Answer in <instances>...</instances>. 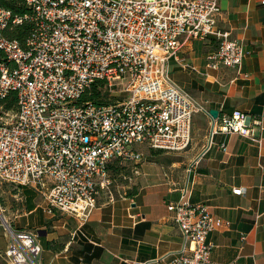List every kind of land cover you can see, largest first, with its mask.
<instances>
[{
  "label": "built area",
  "instance_id": "built-area-1",
  "mask_svg": "<svg viewBox=\"0 0 264 264\" xmlns=\"http://www.w3.org/2000/svg\"><path fill=\"white\" fill-rule=\"evenodd\" d=\"M29 12L0 8V101L17 95L15 112L0 116V181L35 185L47 213L83 220L97 195L112 183L110 165H137L142 147L172 153L191 144L192 117L204 113L214 134L235 133L261 142L260 120L234 110L212 118L208 109L170 75L184 41L213 37L205 67L238 69L244 45L219 29L218 0H25ZM30 23L21 44L6 36ZM93 84L98 96L88 99ZM1 108V107H0ZM239 194L241 189H233ZM167 204L182 247L169 264L212 261L207 236L222 220L187 187ZM6 222V220H3ZM8 264H38L36 232L4 223ZM232 264V263H228Z\"/></svg>",
  "mask_w": 264,
  "mask_h": 264
},
{
  "label": "crops",
  "instance_id": "crops-1",
  "mask_svg": "<svg viewBox=\"0 0 264 264\" xmlns=\"http://www.w3.org/2000/svg\"><path fill=\"white\" fill-rule=\"evenodd\" d=\"M218 4L219 29L246 50L241 66L207 69L205 55L215 45L208 37L184 41L171 59L170 73L217 116L240 110L260 120L261 142L235 133L214 134L210 140V118L195 112L185 151L164 153L162 162L143 161L136 175L130 169L132 185L125 184L120 194H102L85 220L47 213L38 186L18 187L21 203L4 209L3 217L14 230L37 233L42 247L38 264H169L183 241L167 204L178 201L185 186L192 204L205 205L222 220L223 226L207 236L212 261L264 264V0ZM8 243L3 229L0 264H8L2 257Z\"/></svg>",
  "mask_w": 264,
  "mask_h": 264
},
{
  "label": "trees",
  "instance_id": "trees-1",
  "mask_svg": "<svg viewBox=\"0 0 264 264\" xmlns=\"http://www.w3.org/2000/svg\"><path fill=\"white\" fill-rule=\"evenodd\" d=\"M0 8L9 9L17 15H23L29 12V8L25 5V0H0ZM30 28V23L24 21L23 23L9 29L6 32V36L10 39L17 40L22 44L26 37L29 35ZM217 45V41L215 40L214 48ZM97 86L98 84H93L90 89V94L87 97L88 99L95 100V98L98 96ZM0 106L3 109V112H15L17 109L16 93L14 91H11L3 100L0 101ZM109 169L111 174L118 177L119 175H130V169L132 171V166H120L117 163H114L110 165ZM131 190H135V187H133Z\"/></svg>",
  "mask_w": 264,
  "mask_h": 264
},
{
  "label": "rangeland",
  "instance_id": "rangeland-1",
  "mask_svg": "<svg viewBox=\"0 0 264 264\" xmlns=\"http://www.w3.org/2000/svg\"><path fill=\"white\" fill-rule=\"evenodd\" d=\"M0 56H1V52H0ZM170 75H171V73H170ZM10 114H11V112H10ZM0 116H3V109L2 108H0ZM143 151H145L146 154L148 153L149 155L150 154L155 155V156L150 155L149 157L146 156V159L144 160V162H147L150 160H155V159H156V161L158 160V161L162 162V161H164L163 159L166 157V154H164V153L172 154V152H167V151L163 152V151H158V150H154V149L149 150L147 148H143ZM157 152H162L164 155L159 156V155H157ZM152 157H154V158H152ZM110 175H111L113 180H112L111 185L109 186V189L100 191L99 194L97 195V199H98V197H101L102 194H103V197L111 196L112 195L111 192H116V194H120L126 189L125 184H127L129 186L132 185V181L130 179L129 174L123 175L124 177L122 175H119L118 177L114 176L113 174H110ZM134 175H136V174H134ZM20 195H21V192H20L18 187H16L13 184H9V183H5V182L0 181V222H1L0 231H2L4 229V226H5L4 223H6V225L7 224L9 225L7 220H6V222L3 221V220H5L3 215L6 214L4 209L20 205V203H21ZM6 233H7V231H6Z\"/></svg>",
  "mask_w": 264,
  "mask_h": 264
},
{
  "label": "water",
  "instance_id": "water-1",
  "mask_svg": "<svg viewBox=\"0 0 264 264\" xmlns=\"http://www.w3.org/2000/svg\"><path fill=\"white\" fill-rule=\"evenodd\" d=\"M209 114L211 115L212 118H216L218 115V111L215 109H209Z\"/></svg>",
  "mask_w": 264,
  "mask_h": 264
}]
</instances>
